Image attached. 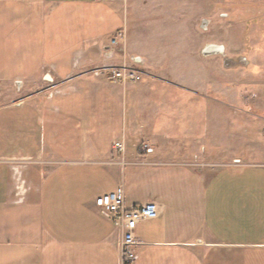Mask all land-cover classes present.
I'll return each mask as SVG.
<instances>
[{
    "label": "crops",
    "instance_id": "obj_1",
    "mask_svg": "<svg viewBox=\"0 0 264 264\" xmlns=\"http://www.w3.org/2000/svg\"><path fill=\"white\" fill-rule=\"evenodd\" d=\"M126 25L115 0H0V264H123L95 205L119 188L163 206L130 264H264V72L169 77L127 46L140 82L92 76Z\"/></svg>",
    "mask_w": 264,
    "mask_h": 264
},
{
    "label": "rangeland",
    "instance_id": "obj_2",
    "mask_svg": "<svg viewBox=\"0 0 264 264\" xmlns=\"http://www.w3.org/2000/svg\"><path fill=\"white\" fill-rule=\"evenodd\" d=\"M115 1L127 18L125 50L134 49L165 75L189 78L184 69L195 67L200 81L212 84L227 69L235 84L259 83V75L246 72H264V0ZM210 43L224 45V53L202 55ZM205 162L201 156L190 165L201 169Z\"/></svg>",
    "mask_w": 264,
    "mask_h": 264
},
{
    "label": "built area",
    "instance_id": "obj_3",
    "mask_svg": "<svg viewBox=\"0 0 264 264\" xmlns=\"http://www.w3.org/2000/svg\"><path fill=\"white\" fill-rule=\"evenodd\" d=\"M126 30L123 28L114 33L109 43L99 52V58L93 62L90 72L94 77L105 79L119 84L140 82L143 73L140 67L145 65L139 57L129 54L125 50ZM119 59L116 64L115 60ZM80 63V57L74 59V66ZM45 83L52 80L48 71L43 77ZM264 138V132H262ZM113 148L123 153L125 146L122 141H116ZM146 149V148H143ZM120 162H124L122 157ZM95 205L112 222L114 227L121 232L120 254L123 264H130L135 258L136 229L140 222L150 221L159 217L163 206L156 202H145L139 205H128L124 199L122 189L98 197Z\"/></svg>",
    "mask_w": 264,
    "mask_h": 264
},
{
    "label": "water",
    "instance_id": "obj_4",
    "mask_svg": "<svg viewBox=\"0 0 264 264\" xmlns=\"http://www.w3.org/2000/svg\"><path fill=\"white\" fill-rule=\"evenodd\" d=\"M202 55H212V54H223L224 53V45L221 44H208L206 45L202 51Z\"/></svg>",
    "mask_w": 264,
    "mask_h": 264
}]
</instances>
